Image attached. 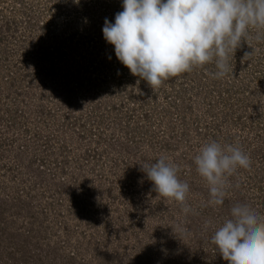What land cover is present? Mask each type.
<instances>
[{"label": "rangeland", "instance_id": "obj_1", "mask_svg": "<svg viewBox=\"0 0 264 264\" xmlns=\"http://www.w3.org/2000/svg\"><path fill=\"white\" fill-rule=\"evenodd\" d=\"M122 2L0 0V264H228L210 241L231 208L264 217V41L152 90L103 38ZM211 141L251 159L219 206L194 163ZM161 156L193 212L141 170Z\"/></svg>", "mask_w": 264, "mask_h": 264}, {"label": "clouds", "instance_id": "obj_2", "mask_svg": "<svg viewBox=\"0 0 264 264\" xmlns=\"http://www.w3.org/2000/svg\"><path fill=\"white\" fill-rule=\"evenodd\" d=\"M121 7L114 23L104 20L103 38L130 74L152 90L208 63L216 69L212 78H223L233 72L229 57L250 30H256L257 41H264V0H123ZM194 163L208 186V204L219 206L229 178L238 168H250L251 159L238 146L211 141L200 148ZM141 170L157 195L179 203L185 215L193 212L186 203L189 184L178 179V167L167 157L142 162ZM176 232L189 234L181 224ZM210 242L228 264H264V217L247 204H237Z\"/></svg>", "mask_w": 264, "mask_h": 264}]
</instances>
